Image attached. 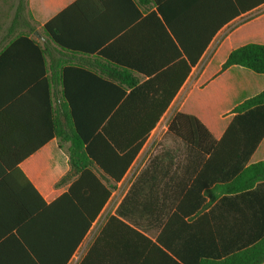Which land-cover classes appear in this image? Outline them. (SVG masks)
<instances>
[{
  "label": "crops",
  "instance_id": "crops-1",
  "mask_svg": "<svg viewBox=\"0 0 264 264\" xmlns=\"http://www.w3.org/2000/svg\"><path fill=\"white\" fill-rule=\"evenodd\" d=\"M15 5L0 0V264H70L78 252L75 264H196L202 253H230L196 252L197 242L258 233L253 213L264 192L227 191L234 177L225 155L156 154L151 168L153 154L140 155L142 145L68 256L73 214L56 199L75 175L60 181L70 171L69 143L53 135V123L65 121V95L100 111L110 98L122 102L128 82H146L180 50L202 48L163 114H192L219 139L233 107L264 89V73L222 68L232 49L264 44V1L25 0L12 24ZM47 22L60 43L44 30ZM262 159L264 136L247 164Z\"/></svg>",
  "mask_w": 264,
  "mask_h": 264
},
{
  "label": "trees",
  "instance_id": "trees-1",
  "mask_svg": "<svg viewBox=\"0 0 264 264\" xmlns=\"http://www.w3.org/2000/svg\"><path fill=\"white\" fill-rule=\"evenodd\" d=\"M264 0H260V3ZM145 3L146 0H139ZM25 10V0H16L12 24H16ZM53 41L60 43L52 31L50 23L43 25ZM202 48L183 49L178 59L165 70L154 74L148 81L133 85L130 93L118 103L119 97L110 98L108 107L100 111H87L81 98L65 95L62 105L64 122L53 123V135L59 141L68 142L70 171L61 178L70 176L67 191L56 200L68 204L73 214L72 234L69 235L68 256L76 243L90 226L115 183L134 160L163 112L168 107L176 91L187 77L191 66L197 61ZM237 64L257 73H264V44L248 42L232 49L222 68ZM157 84V89L153 86ZM150 92H153L150 95ZM157 93V94H155ZM146 94V95H145ZM96 100H102L100 98ZM118 103V104H117ZM138 103L143 111H128ZM115 111H103L111 108ZM233 116L219 139H214L207 128L194 115L182 111L172 114L165 139L179 141L183 147L161 143L155 150L147 167L155 168L156 154L173 152H199L226 156L228 177H234L227 191H246L252 198L264 192V159L247 164L259 141L264 136V89L244 99L231 110ZM100 171V175L96 172ZM114 181V183L109 180ZM255 185V188H253ZM121 206L119 215H124ZM76 216V221L74 217ZM253 217L260 222V230L252 239L203 240L197 242L196 252H230L216 257L206 253L199 255L196 264H262L264 262V206L254 210ZM130 231H137L111 217Z\"/></svg>",
  "mask_w": 264,
  "mask_h": 264
},
{
  "label": "built area",
  "instance_id": "built-area-1",
  "mask_svg": "<svg viewBox=\"0 0 264 264\" xmlns=\"http://www.w3.org/2000/svg\"><path fill=\"white\" fill-rule=\"evenodd\" d=\"M173 113V109L171 108L169 111H167L166 113H164L160 119L158 120V122L156 123V125L154 126V128L150 131V133L148 135L152 136V139H156L159 137H162L166 130H167V126L169 123V120L172 116ZM81 252H78L77 254L74 255L72 261L70 264H75L76 259L78 258V256L80 255Z\"/></svg>",
  "mask_w": 264,
  "mask_h": 264
},
{
  "label": "rangeland",
  "instance_id": "rangeland-1",
  "mask_svg": "<svg viewBox=\"0 0 264 264\" xmlns=\"http://www.w3.org/2000/svg\"><path fill=\"white\" fill-rule=\"evenodd\" d=\"M161 143H169L168 139L164 138V135L156 139H152V136L148 135L145 142L143 143L140 155L148 153L153 154Z\"/></svg>",
  "mask_w": 264,
  "mask_h": 264
}]
</instances>
